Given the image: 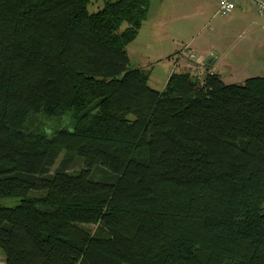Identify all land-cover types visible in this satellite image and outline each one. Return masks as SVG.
<instances>
[{"label":"trees","instance_id":"1","mask_svg":"<svg viewBox=\"0 0 264 264\" xmlns=\"http://www.w3.org/2000/svg\"><path fill=\"white\" fill-rule=\"evenodd\" d=\"M94 1L0 0L5 264H264V77L155 90L152 1Z\"/></svg>","mask_w":264,"mask_h":264},{"label":"crops","instance_id":"2","mask_svg":"<svg viewBox=\"0 0 264 264\" xmlns=\"http://www.w3.org/2000/svg\"><path fill=\"white\" fill-rule=\"evenodd\" d=\"M159 1V4L154 10L152 8L153 4L151 3L150 16L142 26L143 28L136 38L137 40L130 46H133L135 43H140L142 51L145 52L143 54L145 57H153L154 59H158V61L168 59L169 64L167 67H172L173 72L185 71L190 64L185 56L187 54V52H185L187 50L185 49L188 48V51L190 50L205 61V75H209L210 73L218 74L221 76L222 81L229 84L227 82L228 76L238 73L242 68L237 63H230L232 71L229 74L225 73L222 70V64L226 60V50L221 54L220 58H215L214 56L207 61L204 57L212 52L211 49L204 50L200 46V43L196 42L200 38L199 36L203 34L208 27L210 28V34H208L210 37L209 39L212 37H222V39L231 37L232 29H235V31H233L235 36L239 35L242 37L244 33H246V30L248 31L246 27H252V23H249L248 19L252 14L251 10L256 14L255 10L246 3H240L232 15L226 19L229 24H226L224 28H219V26L215 24L218 15L219 0ZM184 35H189V38L184 39ZM248 39H250V36H248ZM130 46L127 49V52H129V59L131 54ZM234 49H239L237 44L231 47L229 46L228 52L234 51ZM172 63L174 66H172ZM147 67L148 65L144 62L140 64L139 67L135 68L145 70ZM169 79H167L166 84Z\"/></svg>","mask_w":264,"mask_h":264},{"label":"rangeland","instance_id":"3","mask_svg":"<svg viewBox=\"0 0 264 264\" xmlns=\"http://www.w3.org/2000/svg\"><path fill=\"white\" fill-rule=\"evenodd\" d=\"M153 10L159 4V0H151ZM104 4L101 1H94L91 3L89 7L90 13L94 14L103 8ZM252 14L249 16L248 22L252 23V27H246V33L242 37L233 33L235 29H232L231 37L227 38H219V37H210V28L203 34H201L196 43H200V46L204 50L211 49V53L207 54V61L211 58H220L221 54L226 50L227 56H225V62L222 64V70L229 74L232 71V67L230 63H237L242 69L235 74H231L228 76L227 82L229 84L235 83H244L248 78H260L264 77V17L259 14H255L253 10H251ZM215 24L221 27H225L228 20L227 18H223L219 15L216 17ZM239 28V27H237ZM213 33V32H211ZM250 36V39H248ZM184 39L189 38L184 35ZM253 38V39H251ZM182 39V40H184ZM209 39V40H208ZM185 41V40H184ZM183 41V42H184ZM141 42V41H140ZM186 44V43H185ZM238 45L239 49H234V51L228 52V47L233 45ZM130 67L131 69H135V67H139L140 64L145 62L148 65L145 70L150 71V86L155 90L161 91L165 89L166 81L170 78L171 73L173 72L172 67L168 68V59L160 60L154 59L153 57H145L143 54L145 52L142 51V47L140 43H135L133 46H130ZM185 47V46H184ZM189 47V46H187ZM190 48V47H189ZM202 59V58H201ZM228 63V65H227ZM172 66L174 64L172 63ZM262 137L264 136V127L262 129ZM19 202L17 201H4L2 203L3 206L8 207H16ZM6 256L4 255L3 250L0 248V264H5Z\"/></svg>","mask_w":264,"mask_h":264},{"label":"built area","instance_id":"4","mask_svg":"<svg viewBox=\"0 0 264 264\" xmlns=\"http://www.w3.org/2000/svg\"><path fill=\"white\" fill-rule=\"evenodd\" d=\"M242 3L248 4L255 10L256 14L264 17V0H219L218 15L223 18H229L238 5ZM185 55L190 62L187 66V71L192 74L196 79H200L204 82L207 75H205V61L198 55L196 56L188 48H186Z\"/></svg>","mask_w":264,"mask_h":264}]
</instances>
